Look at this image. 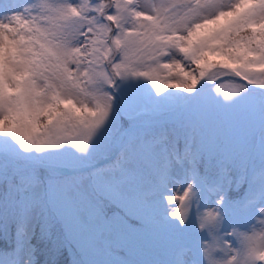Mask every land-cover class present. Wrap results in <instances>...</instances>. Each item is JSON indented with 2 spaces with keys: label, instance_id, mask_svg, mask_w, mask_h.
<instances>
[{
  "label": "snow or ice",
  "instance_id": "obj_1",
  "mask_svg": "<svg viewBox=\"0 0 264 264\" xmlns=\"http://www.w3.org/2000/svg\"><path fill=\"white\" fill-rule=\"evenodd\" d=\"M0 264H264V0H0Z\"/></svg>",
  "mask_w": 264,
  "mask_h": 264
},
{
  "label": "trees",
  "instance_id": "obj_2",
  "mask_svg": "<svg viewBox=\"0 0 264 264\" xmlns=\"http://www.w3.org/2000/svg\"><path fill=\"white\" fill-rule=\"evenodd\" d=\"M34 243H37L38 246V256H40L41 258L43 257V255H45L46 253H48L50 251L51 245L50 243L46 242V241H34Z\"/></svg>",
  "mask_w": 264,
  "mask_h": 264
}]
</instances>
